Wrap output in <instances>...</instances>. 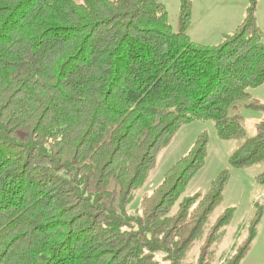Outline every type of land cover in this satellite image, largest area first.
<instances>
[{
	"label": "trees",
	"instance_id": "obj_1",
	"mask_svg": "<svg viewBox=\"0 0 264 264\" xmlns=\"http://www.w3.org/2000/svg\"><path fill=\"white\" fill-rule=\"evenodd\" d=\"M256 4L220 44L202 45L187 33L192 0H181L177 32L160 0H0V264H161L157 252L184 264L230 175L179 201L205 163L206 132L141 216L127 207L187 122L212 120L220 138L242 140L233 167L264 162V118L249 137L229 115L243 99L264 114L248 91L264 83ZM233 214L207 229L196 264H209ZM262 216L257 202L222 264H240Z\"/></svg>",
	"mask_w": 264,
	"mask_h": 264
},
{
	"label": "rangeland",
	"instance_id": "obj_2",
	"mask_svg": "<svg viewBox=\"0 0 264 264\" xmlns=\"http://www.w3.org/2000/svg\"><path fill=\"white\" fill-rule=\"evenodd\" d=\"M192 20L187 30L190 38L202 45H218L224 34H231L242 23L251 5V0H192ZM166 7L169 22L175 32L179 30L181 0H160ZM255 17L263 32L264 41V0H257ZM251 99L264 104V83L248 89ZM250 99L238 100L229 109L230 116H237L239 123L246 129L247 136L257 132V125L263 120L262 111L247 106ZM206 132L208 142L206 159L203 167L190 180L180 200L192 196L199 190H206L211 181L223 170H229V180L224 189L223 200L215 208L204 226L203 234L196 239L187 252L184 264H196L200 256V245L207 229L228 208L234 209L232 221L220 234L218 241L210 247L209 264H222L226 258L234 255L240 244L249 235V220L252 217L255 203L263 206V216L256 228V236L240 264H264V185L256 181V176L264 172V162L246 167H233L230 157L241 145L240 139H222L212 120H194L181 125L171 142L157 155L155 167L145 183L135 191L131 203L127 207L129 214L141 216V202L145 196L161 184L165 173L184 156L201 136ZM179 201L175 204L174 210ZM156 259L161 264H171L165 252H157Z\"/></svg>",
	"mask_w": 264,
	"mask_h": 264
}]
</instances>
